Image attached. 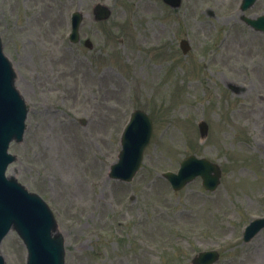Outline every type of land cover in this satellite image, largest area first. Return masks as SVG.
<instances>
[{
    "label": "rangeland",
    "instance_id": "1",
    "mask_svg": "<svg viewBox=\"0 0 264 264\" xmlns=\"http://www.w3.org/2000/svg\"><path fill=\"white\" fill-rule=\"evenodd\" d=\"M241 1L174 9L163 0H0L4 49L30 104L8 174L54 210L66 264H193L214 248V264H264V229L242 239L252 215L264 214V33L241 20ZM97 2L112 7L108 21L94 20ZM78 9L82 38L73 43ZM246 14H264V0ZM136 107L154 117L152 141L132 182L110 179ZM193 153L222 167L215 191L200 178L175 191L162 176ZM1 250L7 264H26L16 232Z\"/></svg>",
    "mask_w": 264,
    "mask_h": 264
},
{
    "label": "water",
    "instance_id": "2",
    "mask_svg": "<svg viewBox=\"0 0 264 264\" xmlns=\"http://www.w3.org/2000/svg\"><path fill=\"white\" fill-rule=\"evenodd\" d=\"M173 6H178L181 0H165ZM254 0H250L252 2ZM246 6L250 5L251 3ZM96 18L106 19L111 14L108 7L98 4L95 8ZM82 15L73 16V40L78 39V27ZM186 51V48L184 47ZM15 73L12 63L3 55L0 44V241L11 229L15 228L24 238L28 248V264H58L59 254L55 251L54 244H61L49 237L48 228H43L45 217H49L46 205L42 199L28 192L14 177L6 178L5 170L9 162L15 157L8 153L11 139L20 140L24 130V120L27 115L28 105L14 85ZM206 126L202 129L205 132ZM151 130V121L143 111H136L126 129L123 139L124 159L127 161V171L136 167L140 161L142 149L146 143L139 135ZM149 137V136H148ZM212 166L215 168V176H210ZM198 174L205 178L207 187H213L214 181L221 175L217 165L206 159H197L195 156L187 158L179 171V174H168L176 188L181 187ZM50 219L52 216L50 214ZM51 221L49 222V225ZM53 240L54 244L52 243ZM58 251V248H57ZM214 260V253L201 254L198 264H209L208 260Z\"/></svg>",
    "mask_w": 264,
    "mask_h": 264
}]
</instances>
